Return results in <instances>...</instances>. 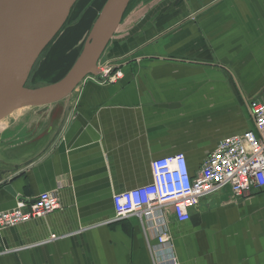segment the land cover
I'll return each instance as SVG.
<instances>
[{"label":"crops","instance_id":"1","mask_svg":"<svg viewBox=\"0 0 264 264\" xmlns=\"http://www.w3.org/2000/svg\"><path fill=\"white\" fill-rule=\"evenodd\" d=\"M104 57L122 77L85 80L56 137L24 125L28 138H15L27 118L4 122L0 212L50 192L59 208L0 231V264H154L141 221L108 223L112 196L150 184L159 158L183 154L196 174L220 141L253 130L249 104H264V0H141ZM65 104L55 105V132ZM166 216L179 264H264V188L242 199L225 188L183 223Z\"/></svg>","mask_w":264,"mask_h":264},{"label":"built area","instance_id":"2","mask_svg":"<svg viewBox=\"0 0 264 264\" xmlns=\"http://www.w3.org/2000/svg\"><path fill=\"white\" fill-rule=\"evenodd\" d=\"M113 71L109 61L99 63L103 82L115 83L122 77L119 70ZM249 110L253 130L220 141L196 174L190 173L183 154L159 158L150 164V184L112 196L114 218L108 223L131 217L141 221L155 238L150 249L154 264H179L165 221L167 212L183 223L201 200L225 188L235 199L264 188V104L252 101ZM58 208V198L52 192L40 194L29 205L19 202L0 212V231L44 218ZM55 238L51 236V241Z\"/></svg>","mask_w":264,"mask_h":264},{"label":"water","instance_id":"3","mask_svg":"<svg viewBox=\"0 0 264 264\" xmlns=\"http://www.w3.org/2000/svg\"><path fill=\"white\" fill-rule=\"evenodd\" d=\"M77 1L0 0V121L17 110L36 108L35 116L50 115L46 130L48 136L59 112H54L55 105L66 101L59 115L60 123L52 136L56 137L67 121L71 110L69 101L78 86L89 76L102 82L99 60L113 40L132 0H106L80 42V52L69 70L49 85L26 87L34 65L61 32ZM5 189L16 197L11 186ZM17 201L23 199L17 198Z\"/></svg>","mask_w":264,"mask_h":264},{"label":"rangeland","instance_id":"4","mask_svg":"<svg viewBox=\"0 0 264 264\" xmlns=\"http://www.w3.org/2000/svg\"><path fill=\"white\" fill-rule=\"evenodd\" d=\"M105 1L106 0H79L74 5L71 16L69 17L66 25L52 41L51 45L41 55L36 65H34L27 82V87L37 88L49 85L59 80L68 71L77 58V54L81 48L80 42L88 33L92 22L95 21ZM136 8L137 5H134L133 9L135 10ZM131 11L129 12V15H132ZM100 61L101 64L106 62L105 57L102 56ZM22 110L23 111L18 110L14 112L11 118L10 115L5 121H1L3 126H5L4 122L10 123L14 119L19 120L21 119L19 116L22 115V118L27 119L25 121H21L23 123L17 125V131H15L13 136L15 138H28L25 133L20 135L22 128L25 125V127L27 126V128L30 127L34 130L31 135L32 137L36 136L37 139L39 137L44 138L42 131L49 126L50 118H46L44 115L42 117L35 116V112L37 110L36 108ZM50 133H54V127H52ZM4 136L5 134L0 132V144H4V142H6V140H4ZM50 136L51 134H49V137ZM22 151L23 150L21 149L17 152L20 153ZM17 152H13L12 154H16ZM3 156H9V153L5 152V154L2 155V152H0V159L3 160ZM1 166L2 165L0 164V167Z\"/></svg>","mask_w":264,"mask_h":264},{"label":"trees","instance_id":"5","mask_svg":"<svg viewBox=\"0 0 264 264\" xmlns=\"http://www.w3.org/2000/svg\"><path fill=\"white\" fill-rule=\"evenodd\" d=\"M79 1V0H78ZM77 1V2H78ZM144 1H146V4L147 3H149V2H151V1H153V0H144ZM76 2V3H77ZM106 2V1H105ZM141 2V0H132L130 3H129V5H128V7H127V9H126V11H125V13H124V15H123V18H122V21H121V23L123 22V20L124 19H126L127 17H128V15H129V12L131 11V12H133V8H134V5H137L138 6V4ZM104 5V4H103ZM102 8V7H101ZM71 13H72V10H71V12H70V15H69V17L71 16ZM97 18V17H96ZM69 19V18H68ZM68 19H67V21H68ZM67 21H66V23H67ZM94 22V21H93ZM93 22H92V24H93ZM66 23L64 24V26L66 25ZM91 24V25H92ZM64 26H63V28H64ZM62 28V29H63ZM90 28H91V26H90ZM52 43V42H51ZM51 43L44 49V51L42 52V54L45 52V50L51 45ZM81 49V48H80ZM79 52H80V50H79ZM41 54V55H42ZM79 54V53H78ZM78 54H77V56H78ZM41 57V56H40ZM39 57V58H40ZM39 60V59H38ZM38 62V61H37ZM36 62V63H37ZM36 65V64H35ZM69 70V69H68ZM58 81V80H57ZM28 82V81H27ZM26 87H27V83H26Z\"/></svg>","mask_w":264,"mask_h":264},{"label":"bare ground","instance_id":"6","mask_svg":"<svg viewBox=\"0 0 264 264\" xmlns=\"http://www.w3.org/2000/svg\"><path fill=\"white\" fill-rule=\"evenodd\" d=\"M23 109H24V108H23ZM20 110L23 111L22 109H20ZM17 111H18V110H17ZM15 112H16V111H15ZM12 114H13V113H12ZM12 114H11V115H12ZM3 127H4V126H3V123H1V121H0V131H2Z\"/></svg>","mask_w":264,"mask_h":264}]
</instances>
